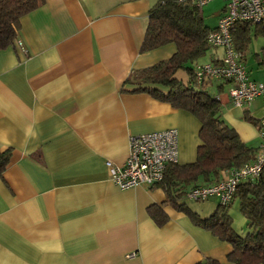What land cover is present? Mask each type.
Returning a JSON list of instances; mask_svg holds the SVG:
<instances>
[{
	"label": "crops",
	"instance_id": "0c3cea01",
	"mask_svg": "<svg viewBox=\"0 0 264 264\" xmlns=\"http://www.w3.org/2000/svg\"><path fill=\"white\" fill-rule=\"evenodd\" d=\"M155 1L44 0L0 50V151L11 149L0 177V264H232L231 245L168 201L160 184L120 189L106 166L124 162L131 135L166 128L178 132L176 163L196 158L199 121L125 83L175 51L168 43L141 51ZM210 81L224 120L257 147L264 101L235 107L231 83ZM176 203L200 218L219 206L185 194ZM238 207L234 198L228 215L244 234Z\"/></svg>",
	"mask_w": 264,
	"mask_h": 264
},
{
	"label": "trees",
	"instance_id": "16d2710c",
	"mask_svg": "<svg viewBox=\"0 0 264 264\" xmlns=\"http://www.w3.org/2000/svg\"><path fill=\"white\" fill-rule=\"evenodd\" d=\"M44 0H0V50L17 38L20 18L37 8ZM202 8L178 0H156L148 10L147 24L141 51H149L167 43L175 45V51L167 59L135 70L125 83L134 91H144L172 107L189 112L200 124L196 158L188 164L170 163L158 183L166 192L167 200L185 211L193 221L231 245L227 261L232 264H264V170L252 180L238 184L234 198L239 211L246 218L247 230L238 234L232 228L228 206L219 204L207 218H200L177 198L186 195V186L211 184L218 180L221 171L238 167L254 157L256 147L241 140L235 129L222 116V104L217 94L210 90L211 79H195V66L211 46L206 36L215 26L206 25L201 16ZM234 48L241 52L245 63L251 36L264 35V22L255 24L237 21L230 29ZM254 32V34H253ZM259 66H264V49L254 53ZM217 59L210 56V61ZM183 71L186 79L175 75ZM249 119V118H247ZM11 155V149L0 151V177ZM191 187V188H192ZM190 188V189H191ZM233 198V200H234ZM232 200V201H233ZM232 203V202H231ZM149 209L157 222L164 216ZM199 264H219L207 259Z\"/></svg>",
	"mask_w": 264,
	"mask_h": 264
},
{
	"label": "built area",
	"instance_id": "2783aa9c",
	"mask_svg": "<svg viewBox=\"0 0 264 264\" xmlns=\"http://www.w3.org/2000/svg\"><path fill=\"white\" fill-rule=\"evenodd\" d=\"M202 8L211 0H178ZM237 21L264 22V0H225L224 9L213 30L206 36V43L220 48L217 62H204L195 66V79L224 80L231 83L228 97L235 107H242L255 98L264 101V81L249 78L241 52L234 48L231 26ZM17 45L26 51L21 40ZM259 144L254 157L244 164L221 171L217 181L189 189L186 197L193 201L216 198L220 205L231 204L238 184L257 178L264 170V117L258 123ZM178 159V132L175 128L155 130L129 137L128 152L121 165L106 161L112 182L120 189L138 186L152 187L164 175L166 166Z\"/></svg>",
	"mask_w": 264,
	"mask_h": 264
},
{
	"label": "rangeland",
	"instance_id": "374dc122",
	"mask_svg": "<svg viewBox=\"0 0 264 264\" xmlns=\"http://www.w3.org/2000/svg\"><path fill=\"white\" fill-rule=\"evenodd\" d=\"M225 0H211L202 7L201 16L206 25L215 26L218 20V14L224 7ZM254 34V32H253ZM172 44L173 43H168ZM166 44V46L168 45ZM249 49L246 53L245 67L250 78L256 80H264V69H261L254 58L255 52H260L264 48V35L258 34L257 36L252 35L249 43ZM165 47V45L161 46ZM175 47V45H174ZM213 51L221 53V49L210 47L206 55L203 56L199 63L210 61V56ZM222 54V53H221Z\"/></svg>",
	"mask_w": 264,
	"mask_h": 264
}]
</instances>
